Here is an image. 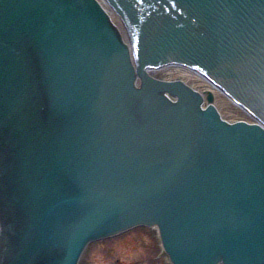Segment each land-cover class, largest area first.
<instances>
[{"label":"water","instance_id":"1","mask_svg":"<svg viewBox=\"0 0 264 264\" xmlns=\"http://www.w3.org/2000/svg\"><path fill=\"white\" fill-rule=\"evenodd\" d=\"M138 226L170 264H264V0H0V264Z\"/></svg>","mask_w":264,"mask_h":264},{"label":"rangeland","instance_id":"2","mask_svg":"<svg viewBox=\"0 0 264 264\" xmlns=\"http://www.w3.org/2000/svg\"><path fill=\"white\" fill-rule=\"evenodd\" d=\"M80 264H168L156 231L139 227L118 239L88 246Z\"/></svg>","mask_w":264,"mask_h":264},{"label":"bare ground","instance_id":"3","mask_svg":"<svg viewBox=\"0 0 264 264\" xmlns=\"http://www.w3.org/2000/svg\"><path fill=\"white\" fill-rule=\"evenodd\" d=\"M102 5L106 11H109V9L104 4ZM108 14L110 15L114 23L118 26L122 34L125 36L121 28L120 22L117 20V18H115V16L111 12H109ZM157 79L169 80V81L180 80L186 85H189L190 87H192L193 89L200 91V93L210 91L214 95L213 103L218 108L220 114L222 115L224 119L228 121H235L238 119L250 121L249 117L244 112H242L240 109H238L233 104H231L224 96L216 92L208 83H206L203 80H200L197 77L178 74V73H169V74L157 77Z\"/></svg>","mask_w":264,"mask_h":264}]
</instances>
